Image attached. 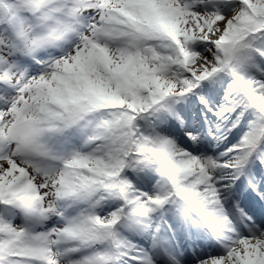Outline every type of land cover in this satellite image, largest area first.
Listing matches in <instances>:
<instances>
[{
    "label": "snow or ice",
    "instance_id": "6c2138e0",
    "mask_svg": "<svg viewBox=\"0 0 264 264\" xmlns=\"http://www.w3.org/2000/svg\"><path fill=\"white\" fill-rule=\"evenodd\" d=\"M0 264H264V0H0Z\"/></svg>",
    "mask_w": 264,
    "mask_h": 264
}]
</instances>
